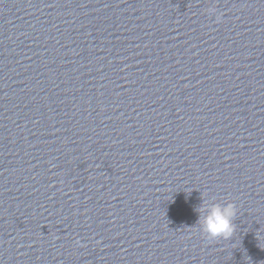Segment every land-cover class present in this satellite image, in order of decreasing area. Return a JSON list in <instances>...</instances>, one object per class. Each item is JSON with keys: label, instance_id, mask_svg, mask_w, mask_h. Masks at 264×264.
Wrapping results in <instances>:
<instances>
[{"label": "water", "instance_id": "95a60500", "mask_svg": "<svg viewBox=\"0 0 264 264\" xmlns=\"http://www.w3.org/2000/svg\"><path fill=\"white\" fill-rule=\"evenodd\" d=\"M0 264H264V0H0Z\"/></svg>", "mask_w": 264, "mask_h": 264}, {"label": "clouds", "instance_id": "9594fccd", "mask_svg": "<svg viewBox=\"0 0 264 264\" xmlns=\"http://www.w3.org/2000/svg\"><path fill=\"white\" fill-rule=\"evenodd\" d=\"M215 8H209L208 13L214 14ZM217 21L220 16L217 15ZM236 207L233 203L206 204L199 210L198 222L202 231L210 238H223L228 240L232 237L235 225L233 223L236 216Z\"/></svg>", "mask_w": 264, "mask_h": 264}]
</instances>
